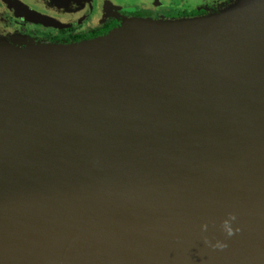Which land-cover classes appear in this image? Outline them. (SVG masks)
<instances>
[{
    "label": "water",
    "instance_id": "obj_1",
    "mask_svg": "<svg viewBox=\"0 0 264 264\" xmlns=\"http://www.w3.org/2000/svg\"><path fill=\"white\" fill-rule=\"evenodd\" d=\"M0 264H264V0L0 45Z\"/></svg>",
    "mask_w": 264,
    "mask_h": 264
},
{
    "label": "flooded vegetation",
    "instance_id": "obj_2",
    "mask_svg": "<svg viewBox=\"0 0 264 264\" xmlns=\"http://www.w3.org/2000/svg\"><path fill=\"white\" fill-rule=\"evenodd\" d=\"M240 0H0V39L67 44L105 35L122 19L183 21L218 15Z\"/></svg>",
    "mask_w": 264,
    "mask_h": 264
},
{
    "label": "rangeland",
    "instance_id": "obj_3",
    "mask_svg": "<svg viewBox=\"0 0 264 264\" xmlns=\"http://www.w3.org/2000/svg\"><path fill=\"white\" fill-rule=\"evenodd\" d=\"M118 1H122V0H118ZM124 20L130 21V19L125 18V19H122L121 23ZM142 20H146V19H142ZM121 23H120V25H121ZM24 41H26V38H23L22 36H15V37H13L12 41H10V42L5 41L4 39H0V45L1 46L9 45L10 47L21 49L24 47ZM30 41H32V40L30 39Z\"/></svg>",
    "mask_w": 264,
    "mask_h": 264
},
{
    "label": "bare ground",
    "instance_id": "obj_4",
    "mask_svg": "<svg viewBox=\"0 0 264 264\" xmlns=\"http://www.w3.org/2000/svg\"><path fill=\"white\" fill-rule=\"evenodd\" d=\"M253 3V2H252ZM247 5H250V1H248ZM159 34H162V33H159ZM163 34H167V33H163ZM118 35L116 32L110 34L109 36H112V37H118L116 36ZM113 39V38H112ZM104 39H101V40H95V41H91V42H85V43H79L77 45H71L69 47H66L68 49H73V48H76V49H81V50H84V49H87V46L89 45H92V44H96V43H100L101 41H103ZM28 43H26V45L30 46V42L27 41Z\"/></svg>",
    "mask_w": 264,
    "mask_h": 264
},
{
    "label": "clouds",
    "instance_id": "obj_5",
    "mask_svg": "<svg viewBox=\"0 0 264 264\" xmlns=\"http://www.w3.org/2000/svg\"><path fill=\"white\" fill-rule=\"evenodd\" d=\"M232 219H235V217H232ZM224 226H225V228H226V230L228 232V235H232L233 232H232V229L230 227H228V221L224 222ZM203 227L206 229L207 226L204 225ZM221 247H223V245H221Z\"/></svg>",
    "mask_w": 264,
    "mask_h": 264
},
{
    "label": "trees",
    "instance_id": "obj_6",
    "mask_svg": "<svg viewBox=\"0 0 264 264\" xmlns=\"http://www.w3.org/2000/svg\"><path fill=\"white\" fill-rule=\"evenodd\" d=\"M76 43V42H75Z\"/></svg>",
    "mask_w": 264,
    "mask_h": 264
}]
</instances>
